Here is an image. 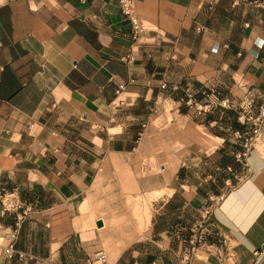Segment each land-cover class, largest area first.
Returning a JSON list of instances; mask_svg holds the SVG:
<instances>
[{
  "label": "crops",
  "instance_id": "obj_1",
  "mask_svg": "<svg viewBox=\"0 0 264 264\" xmlns=\"http://www.w3.org/2000/svg\"><path fill=\"white\" fill-rule=\"evenodd\" d=\"M135 5L137 39L120 0H0V190L16 191L20 212L28 208L21 220L0 216V264H88L99 251L109 264H255L264 254L260 146L244 165L233 138L200 130L207 117L222 125L217 106L181 111L183 86L196 85L223 89L260 115L262 0ZM164 143L168 158L158 150ZM204 160V183L180 177L184 161ZM229 168L249 175L230 179ZM109 194L107 212L121 213L119 221L95 217ZM198 226L212 241L202 239L185 262ZM11 243L27 257L9 259Z\"/></svg>",
  "mask_w": 264,
  "mask_h": 264
},
{
  "label": "built area",
  "instance_id": "obj_2",
  "mask_svg": "<svg viewBox=\"0 0 264 264\" xmlns=\"http://www.w3.org/2000/svg\"><path fill=\"white\" fill-rule=\"evenodd\" d=\"M122 13L130 20L132 24V31L134 38H138L143 30V22L138 16L136 12V5L135 0H120ZM262 4L264 6V0H262ZM165 86V85H163ZM123 87V86H122ZM228 100H222L220 101L222 104H226ZM189 104H193V100L189 101ZM197 109L199 113L202 111H206L210 108L211 105H205L196 103ZM264 116V108L261 109L260 115L258 116H252L248 115L245 118V122L249 124V127L245 129L244 131H236L233 132L236 140L239 142L240 150L234 152V155L236 157V160L238 162L244 163L246 162V156L250 152L252 148H254L255 143L258 139V137L262 134V123ZM229 171L232 172V177L235 179H244L248 177L249 173L247 170L244 171H235L232 168H229ZM1 193V210H0V216L4 217L7 215H14L17 216V219L21 220L27 215L28 208L25 210V212H20V210L23 208V201L19 194L14 190H9L7 187H2L0 190ZM217 201V198L212 199V202L215 203ZM208 209V208H207ZM206 211V216L204 220H208L209 212ZM201 222L203 226L208 224L207 222ZM196 228V227H195ZM194 228V229H195ZM198 228H201L198 226ZM191 230L190 237L187 240V242L184 244L182 249V260L187 262L193 254H195L199 248L200 244L202 243V237L200 232L202 231L203 227L201 229H195ZM7 256L9 259H14L17 257L18 259L22 260L27 257L26 253L18 251L14 244L11 243L7 246L6 249ZM258 254V252H256ZM259 255V254H258ZM88 264H109V257L108 254L105 251H99L95 254V256L88 262Z\"/></svg>",
  "mask_w": 264,
  "mask_h": 264
},
{
  "label": "rangeland",
  "instance_id": "obj_3",
  "mask_svg": "<svg viewBox=\"0 0 264 264\" xmlns=\"http://www.w3.org/2000/svg\"><path fill=\"white\" fill-rule=\"evenodd\" d=\"M220 90H221L222 96L220 95V99H217L215 97L217 100L214 99V102L212 104H213V108L215 106H217V107L219 106L220 108H225V109H227V110H229V111L232 112V113H226V112H223V111L220 112V115L222 114V116L227 115V117L229 118V121L228 122H232V120H234L233 119L234 117L237 118L236 115H238L239 117L240 116H243V115H245V117H247L249 114L254 115V112H246L245 113L244 112V108L243 107H239L236 103H234L233 99L230 98V96L228 94L229 92H226L223 89H220ZM222 100H228V101H227L226 104H222L220 102ZM263 118H264V116H263ZM239 121L241 123H244L245 122V118L242 117L241 119H239ZM230 124L231 123H229V125ZM244 124L246 126L244 128V130H245V129H247L249 127V124H247V123H244ZM227 128L228 127H226L225 125H214V126H211V125L206 126V125H204L203 127H200V130H203V132L206 133V134L209 133V132L212 133V132H215V131L216 132H219V133L227 134V135H229V137L233 138V140H234V142H235V144L237 146H240L239 145V142L236 140V138L234 136V133L230 135V132L232 131L231 126H230L229 132L226 131ZM149 135H151L150 132H149ZM177 136H179V134H177ZM202 136L204 137L205 135H202ZM198 140L200 141V139H198ZM178 142H180V139L179 138L177 139V143ZM171 144H173V143H171ZM256 145L260 146V149H261L262 153L264 154V140H263L262 134L258 137V139H257V141L255 143V146ZM158 150L160 151V155H162V157H164V158H168L170 154L172 155V153H170V152H172V149L169 148V143L162 144L161 145V148L158 149ZM145 151L147 153H149L148 152L149 150H145ZM151 151L152 150L150 149V152ZM181 151H182V154H183L182 156L183 157H180V158H186L185 155H184L185 154V149L184 150H181ZM177 152L178 153L180 152L179 149L177 150ZM184 162H185V165L182 167V170L180 172L181 173L180 177L182 179H184V180H189L188 183H192L193 180H196L198 182H203L204 183L205 177H207L210 174V167L206 163V161L204 160L202 165L195 166V167L194 166L193 167L192 166H187V165H189L188 161H184ZM196 162H198V159H196ZM158 169H160L159 166H158ZM213 177L215 178V176H213ZM229 177H230V175L228 176V174H226V176L224 178L228 179ZM186 182L187 181H184L182 183H186ZM132 183L133 182L131 180H129V184H130V190H129V192L131 194H135L136 193V190L134 188H132V185H131ZM38 194H39V192H38ZM114 201H115V197H113L110 194L107 197L101 196L99 198L96 206L98 208H102V209H106V210H100L101 212H98L96 214V216H95L96 219H99L101 217H107V218L110 217L113 221L114 220H118V221L121 220V218H122L121 217V213L107 212L108 208L113 204ZM49 203H52V200H49ZM134 204L136 205L137 203L134 202ZM125 215H127V214H125ZM128 216L130 218L132 216H134L136 218V220L141 218V214L137 215L135 213H133V215L130 213V214H128ZM95 217L92 218L93 221L95 220ZM204 229H206V228H204ZM202 231L200 232L199 235H201V237L203 239H207L209 241H212V239L210 238L209 233L206 232V233L203 234ZM203 242H204V240H203ZM215 242L216 243H221L222 245L224 244V240H223V238L221 236H217V238L215 239ZM254 263L255 264H264V254H262V255L260 254L259 257H258V259H257V261H255Z\"/></svg>",
  "mask_w": 264,
  "mask_h": 264
},
{
  "label": "trees",
  "instance_id": "obj_4",
  "mask_svg": "<svg viewBox=\"0 0 264 264\" xmlns=\"http://www.w3.org/2000/svg\"><path fill=\"white\" fill-rule=\"evenodd\" d=\"M195 86L196 85H193L192 88H191L190 86L186 85V86H183L184 88L181 90V92H183V94L186 95L185 103L182 105V108H181V111L183 113H187L190 109L197 108L196 103L202 104L203 106L211 105L210 108H209V110H210L211 108H213V104L209 101L210 96L213 95L217 99H220V95L222 96L221 90H219V89H210V88L205 87V86H199V87L198 86L195 87ZM190 100H193V104H189ZM209 110L202 111L201 113H204V112L207 113ZM216 111L219 112V114L216 113L219 116H220V112L221 111L226 112V113H232L231 111H229V110H227L225 108H220L219 106L217 107ZM221 116H222V114H221ZM236 116H237V118L234 117L233 118L234 120H232V122H228L229 118L227 117V115L222 116V119L219 120V121H221L222 125H225L226 127H230L231 126V129H232L233 132L244 131V128L246 127L245 124L241 123L239 121V116L238 115H236ZM209 119H211V118L207 117V119L203 122L207 126L210 125ZM229 123H231V124L229 125ZM214 133H216L218 135H226L227 136V134L219 133V132H216V131ZM235 146H236V144H235ZM239 148H240V146H239ZM233 150L236 152L235 149H233ZM180 175H181V173H180ZM2 187H4V186H2ZM30 200L34 201V198L30 197Z\"/></svg>",
  "mask_w": 264,
  "mask_h": 264
},
{
  "label": "water",
  "instance_id": "obj_5",
  "mask_svg": "<svg viewBox=\"0 0 264 264\" xmlns=\"http://www.w3.org/2000/svg\"><path fill=\"white\" fill-rule=\"evenodd\" d=\"M97 225H98L99 227H102V226H103V221H98V222H97Z\"/></svg>",
  "mask_w": 264,
  "mask_h": 264
}]
</instances>
